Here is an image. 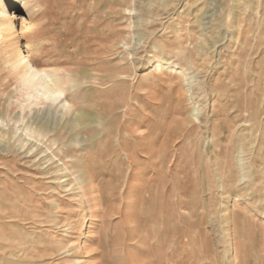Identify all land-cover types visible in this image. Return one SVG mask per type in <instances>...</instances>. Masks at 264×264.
I'll use <instances>...</instances> for the list:
<instances>
[{
  "label": "rangeland",
  "instance_id": "1",
  "mask_svg": "<svg viewBox=\"0 0 264 264\" xmlns=\"http://www.w3.org/2000/svg\"><path fill=\"white\" fill-rule=\"evenodd\" d=\"M27 1L0 0L14 26L0 37V117L23 100L14 30L42 67L108 69L113 107L92 131L106 126L102 140L79 136L68 158L93 199L26 153L22 128L0 141V264H264V0Z\"/></svg>",
  "mask_w": 264,
  "mask_h": 264
},
{
  "label": "bare ground",
  "instance_id": "2",
  "mask_svg": "<svg viewBox=\"0 0 264 264\" xmlns=\"http://www.w3.org/2000/svg\"><path fill=\"white\" fill-rule=\"evenodd\" d=\"M7 1L9 7L21 11L28 9L30 4L27 0ZM0 15L3 17L0 18V37L3 38L5 37L4 32L14 29V26L12 18L8 15L5 7L0 9ZM26 21L27 27L33 23L29 18ZM14 31L16 33L14 36L16 40L15 47L6 62L16 79L17 89L23 100L18 106L19 113L14 117L10 118V108L1 111L0 141L10 144L14 137L12 134H17L22 128V132L16 140L19 141L22 147L27 145L26 153L33 151L31 156L35 159L41 155L39 160L43 159L47 164L46 167L54 165L57 174L60 173L62 177L76 176L75 179L78 180L77 183L84 194L88 199H93L95 197H92V194L95 189L87 170H84L85 176L77 175V172L82 171V169H77L68 158L70 159L73 156L71 147L78 141L79 136H81V141L94 144L102 140V132H107L108 129L104 126L99 133L92 134L93 129L98 128V125H106L110 121V111L113 105L108 95V86L113 77L108 69L87 68L83 65L79 68L65 70L42 67L38 65L32 54H24L22 44L19 40L17 41L23 32ZM24 47L26 48L25 52L30 53L31 50H34L35 45L33 46L32 43L28 42ZM161 68L162 62H156L154 71L160 69L159 71L162 72ZM100 72L103 75L98 77L97 73ZM97 96L98 98H96ZM59 108H61L63 116L67 117L69 115L68 123L61 127H52L44 121L33 123L25 121L26 116L32 114L34 110L39 113L41 110L52 111ZM10 121L14 122L10 125ZM159 153L163 156L166 151L164 149ZM87 202L89 201L87 200Z\"/></svg>",
  "mask_w": 264,
  "mask_h": 264
}]
</instances>
